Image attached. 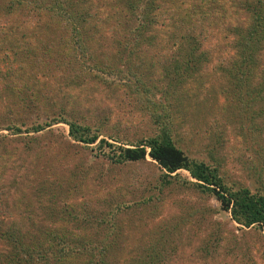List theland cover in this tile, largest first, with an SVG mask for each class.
Here are the masks:
<instances>
[{"label": "rangeland", "instance_id": "rangeland-1", "mask_svg": "<svg viewBox=\"0 0 264 264\" xmlns=\"http://www.w3.org/2000/svg\"><path fill=\"white\" fill-rule=\"evenodd\" d=\"M92 1L102 8H87L82 0L80 8L87 10L80 13L91 18V25H101L94 19L105 13V3L108 6L109 2ZM238 1L248 2L255 12L261 9L264 21V0H230L231 3ZM178 14L181 12L170 13L163 19L166 34L170 38L178 37L172 38L173 41L186 36L193 45L188 42L172 55L165 51L170 55L169 60L160 58L150 69L147 67L143 78L145 87L152 89L148 92L141 89V82H137V91L132 93L122 86L114 88L107 83L98 86L95 77L88 75L84 95L63 96L59 88H50L54 82L48 79V74L62 65L45 68L40 61L47 56L45 47L52 43L53 32L43 38L41 45L37 40L21 39L13 34L3 38L6 41L0 44V238L6 234L14 236L40 254L50 236L59 230L65 238L82 229V233L89 235L101 233L102 226L100 230L87 231V227H93H85L82 222L87 212L106 211L111 203L127 204L139 199L140 191L156 174V165L149 158L146 163L122 166L92 160L89 151L69 139L64 123L51 125L38 134L12 136L4 131L10 118L14 119L13 123L20 119L29 123L36 117L45 120L47 114L58 116L65 110L67 118L72 116L97 130V140L130 147L157 132L152 106L159 102L162 107L157 113L166 115L163 121L170 123L174 144L187 158L215 168L223 184L232 191L245 187L255 193L264 183V48L257 45L256 67L259 69L254 70L253 75L242 77L241 82L237 81L240 80L238 75L233 77L222 67L228 65L229 58L222 56L221 50L211 51L215 37L222 36L218 31L231 36L235 43L241 42L247 35L246 21L251 17L239 12L232 20L206 18L202 22L192 20L189 25L188 20ZM158 23L163 24L161 19ZM40 25L36 24L33 36L39 35ZM164 26L154 22L145 29L157 31ZM122 29L121 26L120 33ZM56 34L59 33L55 32L54 41ZM94 37L98 45L106 48L105 57L115 58L112 55L119 54L118 48H111L109 40L96 32ZM149 41L152 49H162L160 43ZM34 44L40 47L39 51ZM203 51L206 53H199ZM178 66L186 67V71L179 70V75H175L170 69ZM70 68L67 65L61 71L66 69L65 74L74 75ZM44 70L46 77H43ZM238 70L241 72L242 68ZM159 89L166 90L169 101L165 102L164 91H157ZM57 91L59 96L55 94ZM71 92H78V88L73 86ZM47 95L52 99L45 100ZM77 161H81V165L73 169ZM72 170L77 172L75 182L79 184L71 189L73 193L69 196L64 188ZM177 173L192 182L185 171ZM64 198H68L69 208H65ZM153 201L154 218L147 214L142 216L139 209L133 208L119 215L117 221L123 219L117 244L112 260L104 257L107 264H142L141 259L147 261L150 252L158 255L159 249L163 252L159 255L161 261L155 258L154 264H264L262 232L255 227L238 229L229 216L218 209L212 197L194 191L178 192L171 186ZM178 215L181 220L171 227L170 239L164 243L154 239L156 247L149 251L148 245L158 231L154 223L164 217L172 218V223ZM5 241L0 240V253L8 255L11 248Z\"/></svg>", "mask_w": 264, "mask_h": 264}, {"label": "trees", "instance_id": "trees-1", "mask_svg": "<svg viewBox=\"0 0 264 264\" xmlns=\"http://www.w3.org/2000/svg\"><path fill=\"white\" fill-rule=\"evenodd\" d=\"M80 2L82 0H0V44L5 40L3 38L10 37L8 34H13L21 39L37 40L38 45H41L43 38L53 32L52 43L45 47L47 56L41 58L40 61L45 68L57 64L62 65L61 68H66L67 65L71 66L70 71L74 72V75L65 74L66 69L62 73L61 68L57 69L60 71L58 73L55 70L54 73L52 71L53 74L51 72L48 74L50 75L48 79L54 82L50 88L53 90L59 88V92L63 96L66 94L71 98L76 94L84 95L85 88L88 87L85 83L88 75L95 77L94 80L98 86L101 83H107L114 88L122 86L130 89V93H132L137 91V82H141V89L144 92L152 91L149 87H145L143 78V72H147V67L150 69L160 58L169 60L170 55L165 51L172 55L176 51H181L188 42L193 45L186 36L182 37L183 40L173 41L172 38L178 37L170 38L166 34L163 19L170 13L175 15L181 12L178 16L185 17L184 19L188 20L189 25L192 20L202 22L206 18L217 20L226 17L232 20L239 16V12L249 14L251 19L246 21L247 35L242 37L241 42L235 43V40L230 38L231 36L218 31L217 33H221L222 36L218 34L219 36L215 37L211 51L221 50L222 56L225 55L226 58H229L226 63L228 65L222 67L225 71H229L233 77L238 75L240 78L237 80L238 82H241L242 77L253 75V71L259 69L256 67L258 60L256 52L257 45H262L264 48V21L260 15L262 14L261 9L255 12L250 8L251 5L248 2L240 3L238 1V4L231 3L230 0H108V6L105 3V8L107 7L105 13L94 19L101 24H96L97 26L91 25L90 17L81 15L80 11L84 12L87 9L80 8ZM83 3L87 8L89 6L97 9L102 8L98 6L99 3L96 5L92 0H83ZM243 4L245 8L242 7ZM187 10L190 11V14L189 12L187 14ZM238 10L239 12H237ZM160 19L163 24L158 23ZM154 22L157 26H164V29H157V31L145 29L147 25H152ZM37 23L42 24L40 25L42 29L39 35L34 34L35 36H33ZM121 26L123 27L122 33L119 32ZM102 30H105L104 33ZM55 32H58L59 35H55L56 40L54 41ZM95 32L109 40L111 48H118L119 54L112 55L115 58H107L103 55L106 48L104 49L103 45H98L95 42ZM254 36H256L255 40H253ZM149 39L160 43L162 49H152ZM170 40L172 41L169 43ZM34 45L39 51L40 47ZM111 53L113 54V52ZM152 54L157 58L154 59ZM148 56L152 58H147ZM22 68L26 70L24 66ZM180 68V66L174 67L170 71L175 75H179V70L186 71V67ZM241 68L240 72L238 69ZM45 70L47 73V69ZM45 70L43 77L47 76L44 73ZM134 85L136 88L132 87ZM73 86L78 88V92H71ZM157 91H164L162 97L165 102L170 100L166 90L159 89ZM59 92L57 91L55 94L59 96ZM44 98L45 100L52 99L49 95ZM150 99L152 98L148 100ZM152 107L153 123L158 126L157 132L149 137L139 139L130 147L113 145L103 139L97 140V130L72 119V116L71 119L67 118L65 110H61L58 116L47 114L45 120L36 117L29 123L22 119L13 123L14 119L10 118L4 131L10 132L12 136L38 134L51 125L64 123L67 126L69 139L89 151L92 160L105 161L107 165L122 166L146 163L149 158L156 165V174L151 179V183L140 191L139 199L127 201V204L123 201L111 203L109 204L110 208H106V211L91 214L87 212L88 215L82 219V222L85 227L93 225V227H87V231L99 229L102 226L101 233L89 231L94 233V235H89L88 232L82 233L84 231L82 229L77 234H67L65 238L59 230L50 236L48 244L43 249V254L36 253L35 251L38 250L20 243L14 236L3 235L4 237H1L0 240H6L5 244H9L11 251L8 255L0 253L1 264H75V261L78 262L76 264H107L104 257L108 256L112 260L111 255L115 252L114 248L117 244L116 239L123 219L121 217L117 221L119 215L126 214L133 208L134 210L139 209L142 216L147 214V217L154 218L155 212L151 211L153 209L151 204L155 203L153 199L157 200L162 192L171 186L178 192L194 191L197 194L212 197L216 201L218 209L227 214L230 222L237 225L238 229L255 227L264 235V183L258 186L255 193L245 187L233 191L230 187H226L215 168H211L202 161L197 162L187 158L175 146L174 139L170 134V123L163 121L166 115L157 113V110L162 106L158 102ZM80 165L81 161H77L72 168H77ZM178 171H185L192 182L182 179L178 175ZM76 174L77 172L72 170L70 179L64 188L69 196L73 193L71 189L78 187L79 184L75 182ZM70 185L71 187H69ZM260 190L262 191L260 192ZM63 201H65V205L68 198H64ZM65 208H69L67 204ZM177 217L173 219L172 223V218L165 217L159 218L154 223V227L158 231L148 245L149 251H153L156 247L154 239H157V243L160 240L164 243L170 239L173 230L171 227L175 225V221L178 223L181 220V215ZM187 218L185 217V219ZM95 237L99 240H94ZM162 254L160 249L158 255L155 252H150L147 261L149 264H154L155 258H157L160 263L159 255ZM15 255L16 258H12ZM147 261L145 258L141 259L142 264H147Z\"/></svg>", "mask_w": 264, "mask_h": 264}]
</instances>
